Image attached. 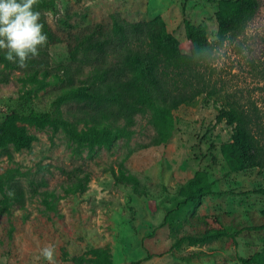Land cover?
Masks as SVG:
<instances>
[{
	"label": "rangeland",
	"instance_id": "374dc122",
	"mask_svg": "<svg viewBox=\"0 0 264 264\" xmlns=\"http://www.w3.org/2000/svg\"><path fill=\"white\" fill-rule=\"evenodd\" d=\"M48 1L50 6L38 9L41 18L49 23L51 17L52 29L65 38L35 58L39 78L50 71L48 85L38 88L25 81L30 70L0 62V122L17 108L55 118L59 107L64 118L78 116L75 100L58 102L72 87L57 69L71 60L68 41L97 23L113 24V15L128 21L163 17L186 52L185 18L217 37L218 0ZM260 24L264 10L250 24L244 44L238 37L227 39L208 70L222 93L251 97L264 109V76L248 60V53L263 51L251 38ZM217 113L215 101L204 95L194 105H180L170 135L159 144L152 143L154 111L138 114L130 141L121 138L111 149L94 151L77 147L60 126L18 118L33 139L26 147L12 141L0 148V264H50L41 255L46 246L55 247L54 264H79L93 256L94 247L108 249L113 264H242L240 257L263 247L264 230L254 227L264 222V193L256 191L264 187V171L230 169L221 146L233 129L218 122ZM121 162L140 187L116 180L112 168L120 174ZM203 169L215 193L186 201L183 184ZM211 229L228 233L195 240Z\"/></svg>",
	"mask_w": 264,
	"mask_h": 264
},
{
	"label": "trees",
	"instance_id": "16d2710c",
	"mask_svg": "<svg viewBox=\"0 0 264 264\" xmlns=\"http://www.w3.org/2000/svg\"><path fill=\"white\" fill-rule=\"evenodd\" d=\"M51 4V1L40 0L36 10ZM263 10L264 0H218L215 39L209 37L205 25L185 18L190 43L187 52L182 50L180 39L168 29L161 16L128 21L119 14L113 15V24L107 27L97 23L90 32L68 41L71 60L57 69L72 87L69 93L58 98V102L67 98L75 100L79 115L64 118L59 107L55 118L50 113L26 115L20 113L21 109H13L0 122V148L12 141L18 147L31 144L33 136L17 123V119L22 118L41 127L47 124L62 127L79 148L87 146L91 151L96 147L111 149L121 138L130 141L136 133V116L150 111H154L152 120L157 131L152 143L159 144L173 129L174 110L182 104L194 105L204 95L217 104L216 120L232 126L230 139L221 146L230 169L243 171L258 167L264 171V109L251 97L244 100L234 93H222L208 70L217 50L227 39L238 37L244 44L250 24ZM41 22L48 42L40 48L39 54H45L51 45L65 38L57 34L45 19L41 18ZM254 28L251 38L263 51L248 53V60L264 76V24ZM35 58L27 61L26 70H30V74L25 81L43 88L48 85L46 77L50 71H45L44 77L39 78L40 69ZM2 61L22 69L17 63L6 60L3 50L0 51ZM80 124H84L82 128H79ZM213 158L216 160L217 156L213 154ZM112 172L117 181H131L140 187L138 178L124 173L123 162L120 163V174L115 168ZM208 178V170H198L183 184L186 201L201 202L205 195L215 193ZM79 185L83 186V182L80 181ZM256 191L264 193V187ZM1 203L4 209H8L7 198H2ZM262 215L264 217V209ZM254 228L264 230V222ZM227 233L224 229H211L195 240L203 241ZM91 253L92 257L81 258L78 263L113 264L108 249L94 247ZM240 260L242 264H264V241L260 250L242 256Z\"/></svg>",
	"mask_w": 264,
	"mask_h": 264
},
{
	"label": "clouds",
	"instance_id": "9594fccd",
	"mask_svg": "<svg viewBox=\"0 0 264 264\" xmlns=\"http://www.w3.org/2000/svg\"><path fill=\"white\" fill-rule=\"evenodd\" d=\"M40 0H0V50L5 59L27 67V61L39 55L48 42L41 22V12L36 10ZM51 23V17H49ZM54 246H46L41 255L54 264Z\"/></svg>",
	"mask_w": 264,
	"mask_h": 264
}]
</instances>
